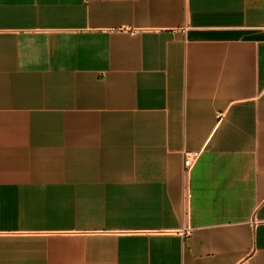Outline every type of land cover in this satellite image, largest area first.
<instances>
[{"label":"crops","instance_id":"obj_1","mask_svg":"<svg viewBox=\"0 0 264 264\" xmlns=\"http://www.w3.org/2000/svg\"><path fill=\"white\" fill-rule=\"evenodd\" d=\"M0 264H264V0H0Z\"/></svg>","mask_w":264,"mask_h":264},{"label":"built area","instance_id":"obj_2","mask_svg":"<svg viewBox=\"0 0 264 264\" xmlns=\"http://www.w3.org/2000/svg\"><path fill=\"white\" fill-rule=\"evenodd\" d=\"M199 156L198 151H184L183 154V168H182V199L184 203H188L191 198V184L190 174L192 167L194 166ZM191 227L184 223L178 230V233L182 236H188L190 234Z\"/></svg>","mask_w":264,"mask_h":264}]
</instances>
